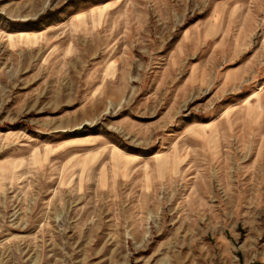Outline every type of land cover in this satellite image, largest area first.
Returning <instances> with one entry per match:
<instances>
[{"label":"rangeland","instance_id":"1","mask_svg":"<svg viewBox=\"0 0 264 264\" xmlns=\"http://www.w3.org/2000/svg\"><path fill=\"white\" fill-rule=\"evenodd\" d=\"M0 264H264V0H0Z\"/></svg>","mask_w":264,"mask_h":264}]
</instances>
